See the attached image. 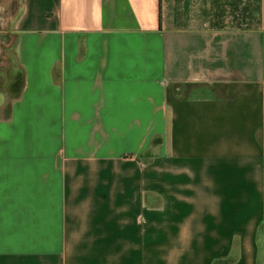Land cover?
<instances>
[{
    "label": "crops",
    "instance_id": "obj_1",
    "mask_svg": "<svg viewBox=\"0 0 264 264\" xmlns=\"http://www.w3.org/2000/svg\"><path fill=\"white\" fill-rule=\"evenodd\" d=\"M0 26V264H264V0H0Z\"/></svg>",
    "mask_w": 264,
    "mask_h": 264
},
{
    "label": "rangeland",
    "instance_id": "obj_2",
    "mask_svg": "<svg viewBox=\"0 0 264 264\" xmlns=\"http://www.w3.org/2000/svg\"><path fill=\"white\" fill-rule=\"evenodd\" d=\"M0 91H9L13 71L18 70L14 51L15 36L10 34V26H0ZM6 40V41H4ZM19 77V74H16Z\"/></svg>",
    "mask_w": 264,
    "mask_h": 264
},
{
    "label": "trees",
    "instance_id": "obj_3",
    "mask_svg": "<svg viewBox=\"0 0 264 264\" xmlns=\"http://www.w3.org/2000/svg\"><path fill=\"white\" fill-rule=\"evenodd\" d=\"M22 86H23L22 73H21V75H19V77L13 76L10 78L9 92L11 94V99L19 96ZM9 106H10V103H9Z\"/></svg>",
    "mask_w": 264,
    "mask_h": 264
},
{
    "label": "water",
    "instance_id": "obj_4",
    "mask_svg": "<svg viewBox=\"0 0 264 264\" xmlns=\"http://www.w3.org/2000/svg\"><path fill=\"white\" fill-rule=\"evenodd\" d=\"M0 54H1V49H0Z\"/></svg>",
    "mask_w": 264,
    "mask_h": 264
},
{
    "label": "flooded vegetation",
    "instance_id": "obj_5",
    "mask_svg": "<svg viewBox=\"0 0 264 264\" xmlns=\"http://www.w3.org/2000/svg\"><path fill=\"white\" fill-rule=\"evenodd\" d=\"M1 40V39H0Z\"/></svg>",
    "mask_w": 264,
    "mask_h": 264
}]
</instances>
